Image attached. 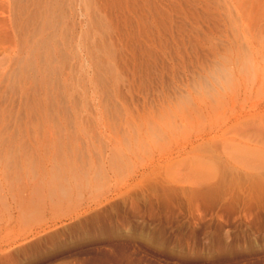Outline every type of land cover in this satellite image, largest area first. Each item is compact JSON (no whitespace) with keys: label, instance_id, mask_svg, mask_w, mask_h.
<instances>
[{"label":"rangeland","instance_id":"obj_1","mask_svg":"<svg viewBox=\"0 0 264 264\" xmlns=\"http://www.w3.org/2000/svg\"><path fill=\"white\" fill-rule=\"evenodd\" d=\"M65 1L38 88L0 0V264H264V0Z\"/></svg>","mask_w":264,"mask_h":264},{"label":"bare ground","instance_id":"obj_2","mask_svg":"<svg viewBox=\"0 0 264 264\" xmlns=\"http://www.w3.org/2000/svg\"><path fill=\"white\" fill-rule=\"evenodd\" d=\"M14 1V0H13ZM16 1V3L17 4H20L19 6L17 5V4H15V5H17V7L18 8H15L16 10H14V8H13V10H14V12H15V14H16V11H17V9H18V11H19V13H18V11H17V14L14 16V14H13V16L15 17L14 18V20L16 19V16L18 15V20H21V19H19V18H21V17H24V16H26V18L28 17V25H29V23H30V26H34L33 28V30H30V26H28V28H25L24 30V32H25V34L26 35H28L29 33H31V35L33 36V34L35 35V37H36V35L38 34V35H40L41 36V38L39 39V40H36L35 41V39L33 38L32 40H34L35 42H29V44L27 43V44H25V46H26V50L27 51H29L30 52V54H29V58L27 59V61L25 62V64H24V70H26V73L28 74V75H31V76H33L35 79H34V82H37V84H39V87L38 88H45L46 87V85L47 86H49V85H52V84H54V83H56V80H53V79H55L54 78V76L56 75V74H58L59 73V71H61V69L63 68L62 66V64H61V62H64L65 60H66V62H67V60H68V58H67V55H66V50H65V52H64V50H62V48L64 49V47H62L61 49H59L58 51L56 50L57 48H54L53 47V45H52V43H54L55 41H56V38H57V41H58V37H56L57 35H56V33L58 32L57 31V26H58V24L60 23V10L61 9H63V7H64V3L63 4H61V0H52L53 2H52V5L47 9V7L49 6H47L46 7V10H47V13H46V15H44L45 13H43L42 14V16H40L39 17V15L37 14V12L36 13H33V12H31V14H29L28 12H27V7H26V5L25 4H23L24 3V1L26 2V1H29V0H15ZM31 1V0H30ZM36 1H40V0H36ZM64 2H67V1H65V0H63ZM69 1V0H68ZM31 2H33V1H31ZM29 3V2H28ZM34 3V2H33ZM49 3H50V1H49ZM23 4V5H22ZM30 4H32V3H30ZM35 4V3H34ZM13 5H14V2H13ZM14 5V6H15ZM22 5V6H21ZM39 5H40V3H39ZM43 5V4H42ZM11 6V5H10ZM28 7H29V9L31 10V8H30V6H29V4L27 5ZM41 6V5H40ZM63 6V7H62ZM32 7V6H31ZM35 7V6H34ZM38 7V6H37ZM65 8V7H64ZM28 9V10H29ZM42 9V8H41ZM41 9H40V11H41ZM39 10V9H38ZM37 10V11H38ZM43 10L45 11V9L43 8ZM12 11V10H11ZM34 11V10H33ZM43 11V12H44ZM27 12V13H26ZM35 12V11H34ZM42 12V11H41ZM64 11H62V13H63ZM33 13V14H32ZM38 13H40V12H38ZM25 14V15H24ZM41 14V13H40ZM22 15H24V16H22ZM11 18V17H10ZM22 19H25V17L24 18H22ZM62 19V18H61ZM101 19V18H100ZM1 20V19H0ZM27 20H25V21H27ZM60 20V21H59ZM11 22V21H10ZM16 22V21H15ZM23 22V21H22ZM24 23V22H23ZM27 23V22H26ZM25 23V24H26ZM27 25V24H26ZM25 25V26H26ZM36 25V26H35ZM100 25V24H99ZM60 26V25H59ZM13 27V26H12ZM18 27H19V25H18ZM23 26H20L19 28H22ZM60 28H62V26L60 27ZM16 30V29H15ZM22 29H20V31H21ZM56 30V31H55ZM47 31H48V33H47ZM33 32V33H32ZM1 34V33H0ZM67 34V33H66ZM30 35V34H29ZM29 35H28V37H29ZM56 37V38H55ZM60 37V36H59ZM36 39H38V38H36ZM55 40V41H54ZM60 41H62V40H60ZM107 42V41H106ZM62 43V42H61ZM60 43V44H61ZM64 43V42H63ZM59 44V45H60ZM93 45V44H92ZM24 46V47H25ZM108 47V46H107ZM98 49V48H97ZM101 52H102V49L100 50ZM112 53V52H111ZM92 55V54H91ZM28 56V55H27ZM112 56V55H111ZM67 58V59H66ZM58 59H62V61L61 62H59V60ZM69 61V60H68ZM99 61V62H98ZM98 63H97V65L101 68V69H104V70H106L107 69V66L105 65V63H104V61H103V59H98ZM66 64V63H65ZM66 66V65H65ZM99 69V68H98ZM109 69V68H108ZM63 70V69H62ZM111 70V69H110ZM103 71V70H102ZM61 73V72H60ZM108 73H109V70H108ZM103 74V73H102ZM19 75H21V74H19ZM66 76V75H65ZM27 77V76H26ZM28 77H30V76H28ZM19 78H21V77H19ZM57 78V77H56ZM18 79V78H17ZM19 80V79H18ZM32 80V79H31ZM36 84V85H37ZM58 84H61V83H58ZM57 84V85H58ZM99 84V83H98ZM60 85H58V87H59ZM55 87V86H54ZM48 88V87H47ZM50 88V87H49ZM51 89V88H50ZM56 89H57V87H56ZM44 90V89H43ZM105 90H106V88H105ZM30 91V90H29ZM51 91V90H50ZM104 91V90H103ZM42 92V91H41ZM102 92V91H101ZM108 94V93H107ZM49 95V94H48ZM52 97H50L51 99H50V102H47L48 104L50 103V107L48 108L50 111H51V113H50V115L52 114H56V112H58V110H59V107L57 108V106H56V104L58 105L59 103H57V97L56 96H58V95H52V94H50ZM106 96V95H105ZM66 97V96H65ZM42 98V97H41ZM57 99V100H56ZM109 99V98H108ZM34 101V100H33ZM61 104H62V102H61ZM39 105V104H38ZM60 105V104H59ZM109 105V104H108ZM48 106V105H47ZM38 110V109H37ZM60 111V110H59ZM62 111H67V109L66 110H62ZM43 112V111H42ZM45 113V112H44ZM61 113V112H60ZM38 114V113H37ZM41 114H43V113H41ZM54 117H57V115L56 116H54ZM52 118V117H51ZM35 122V121H34ZM66 127V126H65ZM4 134V133H3ZM4 136V135H3ZM62 137V136H61ZM75 141V140H74ZM59 146H62L60 143H59ZM69 146V145H68ZM62 148H64V146H62ZM61 147H60V149H58L57 148V150H58V154H60L61 156L62 155H64L63 154V150H61L62 149ZM10 149H8V151H9ZM57 153V152H56ZM59 156V155H58ZM65 156V155H64ZM63 163V164H62ZM68 163V162H67ZM67 163H66V161L64 162V161H62L61 162V164L63 165V166H60V168L62 169V170H66V169H68L69 168V166L67 165ZM66 167H68V168H66ZM71 168V167H70ZM61 169H59V170H61ZM10 170V169H9Z\"/></svg>","mask_w":264,"mask_h":264},{"label":"clouds","instance_id":"obj_3","mask_svg":"<svg viewBox=\"0 0 264 264\" xmlns=\"http://www.w3.org/2000/svg\"><path fill=\"white\" fill-rule=\"evenodd\" d=\"M244 66L246 67V70L243 71V73L250 74L252 71L256 70V61L253 57L249 56L244 61Z\"/></svg>","mask_w":264,"mask_h":264}]
</instances>
